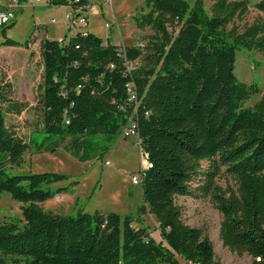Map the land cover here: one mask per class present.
Listing matches in <instances>:
<instances>
[{
	"label": "trees",
	"instance_id": "trees-1",
	"mask_svg": "<svg viewBox=\"0 0 264 264\" xmlns=\"http://www.w3.org/2000/svg\"><path fill=\"white\" fill-rule=\"evenodd\" d=\"M206 1H211L210 12ZM87 2L49 4L77 7ZM144 4L148 11L136 18V25L155 34L145 46L124 47L126 60L143 59L129 74L119 47L89 31H78L65 43L41 40L39 101L45 136L41 142L31 136L30 142L41 153L55 151L59 141L70 138L71 151L89 160L92 138L102 135V149L108 150L134 111L126 89L134 81L142 101L140 144L152 164L141 183L144 210L158 221L162 241L147 227H135L132 215L100 209L55 215L43 210L40 203L58 196L51 186L68 176L13 173L22 167L29 144L7 125L5 114L21 108L12 104L5 109L0 87V193L9 192L22 203L24 220L22 227L0 223V264L17 258L24 264H182L177 257L184 263L220 264L211 240L185 223L175 201L177 195L190 194L189 182L200 162L214 156L239 180V194L228 199L215 195L223 215L220 239L240 256H250L251 264H264V97L247 106L258 86L235 74L237 50L264 52V20L231 36L226 27L247 12V0ZM256 8L264 11V0ZM170 25H178V31L173 34Z\"/></svg>",
	"mask_w": 264,
	"mask_h": 264
},
{
	"label": "rangeland",
	"instance_id": "rangeland-1",
	"mask_svg": "<svg viewBox=\"0 0 264 264\" xmlns=\"http://www.w3.org/2000/svg\"><path fill=\"white\" fill-rule=\"evenodd\" d=\"M97 5L89 11L87 31L119 49L126 46H145L153 38L150 27L139 29L136 18L148 10L144 0H90ZM260 0H247L248 10L242 17L235 18L226 27L231 36L244 33L257 21L264 20V11L256 8ZM50 0L27 3L22 12L17 11V18L12 26L0 27V87L4 99L3 107L10 105L21 108L20 112L5 114L7 125L29 147L24 156L22 167L13 169L16 174H34L42 172L62 173L68 179L53 184L59 197H53L40 203L46 212L55 215H76L79 212H94L96 209L114 211L121 216L132 215L135 227L145 226L151 236L161 242L159 223L155 216L144 210L146 206L141 184H135L134 175L140 172L142 158L139 146L134 138L123 135L117 137L108 150H103L102 135L92 138L94 144L90 159L84 160L81 153L71 151V139L59 141L55 151L36 153L31 136L38 142L43 141V110L40 103L42 93L43 59L40 42L47 38V32L62 43L68 37L81 31L80 26L65 28V8L50 5ZM211 1L205 2L210 12ZM55 18L56 22H51ZM109 25V28L107 27ZM176 33L179 26H169ZM14 41L15 45L4 42ZM130 69L143 63L139 58L128 61ZM235 74L242 82L256 84L259 91L247 102L254 106L264 97V52L237 50ZM50 142H46V145ZM209 178L212 180L209 181ZM190 194L177 195L176 204L181 210L186 224L200 228L207 236L220 264H251L247 254L240 256L223 244L220 239V226L223 215L218 209L215 195L228 199L239 194V180L228 171L219 156L200 162L199 172L189 182ZM22 203L14 200L9 192L0 193V223L15 222L24 225ZM182 264L184 261L177 257ZM9 264H24L17 258Z\"/></svg>",
	"mask_w": 264,
	"mask_h": 264
},
{
	"label": "built area",
	"instance_id": "built-area-1",
	"mask_svg": "<svg viewBox=\"0 0 264 264\" xmlns=\"http://www.w3.org/2000/svg\"><path fill=\"white\" fill-rule=\"evenodd\" d=\"M34 1H41V0H28L25 3H20L19 0H12L9 3L3 4L4 8L0 9V27L5 26L11 22H13L17 18V11L19 8L23 7V5L30 3L33 4ZM71 2L75 3H81L82 0H70ZM97 5L93 3L92 1L88 0L86 4H79L77 7H71V9L66 12L65 14V22L70 27H76L80 26L83 34L87 32L88 26H89V11L90 10H96ZM55 20L52 19V22ZM107 27L109 28V25L107 24ZM61 41V40H59ZM120 54L123 55L125 61L124 65L126 66V74L130 73V68L128 66L126 57H125V51L124 48L119 49ZM111 68H114L115 65L112 63L110 64ZM127 93H128V100L130 103L134 105V111L126 124V126L122 129V133L127 138H134L137 145L140 149V154L142 158V166L140 169V172L133 177V181L135 184H141L142 180L146 174V171L152 166L151 162L148 159V155L144 153V151L141 148V140L139 136V128H138V108L141 104V99L139 98L137 86L134 81L129 82L126 85ZM146 116H148V113H146ZM258 261H260V258H257ZM189 264H198L190 262Z\"/></svg>",
	"mask_w": 264,
	"mask_h": 264
},
{
	"label": "crops",
	"instance_id": "crops-1",
	"mask_svg": "<svg viewBox=\"0 0 264 264\" xmlns=\"http://www.w3.org/2000/svg\"><path fill=\"white\" fill-rule=\"evenodd\" d=\"M10 1H12V0H0V3L3 5V4H6V3H9ZM25 4L23 5V7H22V9H24L25 8ZM60 7H62V8H65V13H64V23H65V28H70L67 24H66V22H65V14H66V12H68L70 9H71V6H69V5H62V6H60ZM52 19H54L55 21L54 22H56V19L55 18H52ZM52 19H51V22H52ZM47 38H49V39H55V38H53V36H51L48 32H47ZM73 36V35H72ZM57 40V39H56ZM58 40H60V39H58ZM105 40V42H108V40L109 39H104ZM110 41V40H109Z\"/></svg>",
	"mask_w": 264,
	"mask_h": 264
},
{
	"label": "bare ground",
	"instance_id": "bare-ground-1",
	"mask_svg": "<svg viewBox=\"0 0 264 264\" xmlns=\"http://www.w3.org/2000/svg\"><path fill=\"white\" fill-rule=\"evenodd\" d=\"M56 197H59V196H56Z\"/></svg>",
	"mask_w": 264,
	"mask_h": 264
}]
</instances>
